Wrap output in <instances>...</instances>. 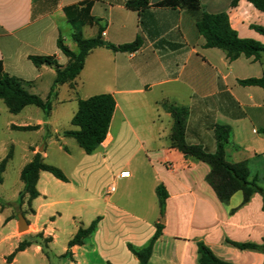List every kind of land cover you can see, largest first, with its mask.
Masks as SVG:
<instances>
[{"label":"crops","instance_id":"crops-1","mask_svg":"<svg viewBox=\"0 0 264 264\" xmlns=\"http://www.w3.org/2000/svg\"><path fill=\"white\" fill-rule=\"evenodd\" d=\"M81 1L0 0V60L5 71L21 79L29 92L46 99L56 77L55 67L36 66L31 56H52L61 66L68 64V57L57 46L60 35L67 44L62 25L70 24L64 7ZM93 1L97 24L84 26L86 38L94 37L101 28L106 42L121 45L139 36L143 44L132 53L95 48L75 80L58 87L49 120L11 124V128L38 126V132L48 128L55 137H49L41 155L60 167L68 181L46 171L40 173V195L31 201L35 212L29 211L28 196L20 208L28 210L22 213L28 221L25 231L14 219L17 214L5 213L6 206L0 205V247H5L0 250V264H20L31 252L46 260L45 264H52L51 257L59 264H139L129 245L145 247L157 223H163L164 229L148 264H200L199 242L224 261L264 264L263 252L240 249L229 242L264 244L262 194L255 193L244 203L243 193L238 191L229 203L222 202L207 181L211 166L173 147L174 118L164 106L187 108V141L211 153L217 149L216 125L230 126L227 160L246 161L251 179L262 184L264 88L244 85L240 80L264 76V53L259 59L241 55L230 60L224 50L205 46V38L196 27L200 13L158 6L164 0H148L149 7L141 13L126 6L129 0ZM200 2L206 12H226L241 38L264 44V34L254 28H264V11L249 1L238 0L235 6L233 0ZM102 93L114 96L116 108L106 139L88 154L63 133L76 129L72 118L79 99ZM66 110L71 112L70 128H62L60 123L59 116ZM13 150L11 146L8 152ZM29 150L12 196L16 208L24 188L22 170L39 151L33 143ZM53 150L61 155V163L52 160ZM124 171L129 172L127 177L120 176ZM4 183L3 177L0 186ZM112 185L116 190L109 193ZM159 185L168 192L164 217L157 195ZM65 215L71 220L68 230L59 226ZM98 217L96 230L82 244L70 247L69 241L79 228L88 227ZM60 231H67L68 236L61 252L55 253L52 246ZM40 232L52 238L49 256L41 245L32 244L8 259L24 238Z\"/></svg>","mask_w":264,"mask_h":264},{"label":"trees","instance_id":"trees-1","mask_svg":"<svg viewBox=\"0 0 264 264\" xmlns=\"http://www.w3.org/2000/svg\"><path fill=\"white\" fill-rule=\"evenodd\" d=\"M57 2V0H55ZM256 8L264 11V0H247ZM56 2L54 3L56 5ZM238 0H233L235 6ZM93 0H84L76 4L64 7V13L67 22L71 26V38L77 46V50H72L66 43L62 35L57 41L58 49L69 59L66 66H61L52 56H31L30 59L36 66L49 65L56 69V77L52 84L50 93L46 99L40 95L29 92L23 85V81L16 76L8 74L3 62L0 60V99L4 101L10 112L17 114L28 105H35L41 108L49 116L53 102L57 97L58 87L64 83L72 82L82 71L87 56L92 50L98 47H105L115 52H135L143 44L142 38L137 37L133 42L121 45H115L106 42L102 38V29L100 28L94 37L86 38L83 34L84 26H93L97 24L96 18L92 15ZM126 6L132 10L141 13L142 10L149 7L148 0H129ZM158 6L171 8L184 7L193 13H200L196 22L198 32L205 38V46L209 48H220L224 50L230 60H235L241 55L259 59L264 53V44L250 38H241L238 32L231 26L229 15L226 12L209 13L202 10L200 0H164ZM260 33L264 34V28L254 26ZM244 85H258L264 88V76L261 78H250L240 80ZM79 107L72 118V125L76 129L65 131L63 134L74 138L78 145L88 154L94 152L106 139L110 122L116 108V100L110 93H102L91 96L87 99H79ZM164 106L174 118L173 132L171 135L173 147L180 150L186 157H193L196 160L204 161L211 166V171L207 175L208 183L215 190L218 198L229 203L232 196L241 191L243 193V202H248L255 193H261L264 201V171L262 176L263 183L260 184L257 179H251L250 169L246 161L232 163L226 158V145L231 137V127L227 125H216L215 137L217 149L215 152H208L201 145L191 144L186 139V121L189 111L185 107H178L164 103ZM20 130H35L38 126H14ZM264 132V129L261 130ZM13 156V151L0 163V184L3 182V173L7 162ZM46 171L62 181H68L65 173L57 166L47 163L41 154L36 153L32 160L27 163L21 173V179L24 182V188L19 194L18 205L21 208L24 199L28 196L29 211L34 213L31 207V201L40 195L37 189L40 173ZM157 195L160 204L161 216H165L166 200L168 192L163 185L157 187ZM0 205L5 203L0 198ZM27 211H23L25 215ZM100 217L95 219L88 227H80L75 236L69 241V246L79 245L84 239L91 235L97 228ZM164 224L157 223L156 231L149 243L136 249L131 244L129 249L138 257L139 264H148L156 241L163 233ZM51 237H44L43 233L29 235L24 238L9 256L11 260L19 251L25 250L32 244H39L43 247L49 256V243ZM234 246L240 249H255L264 253V244L237 243L232 242ZM200 264H235L224 261L214 254V252L203 242H199Z\"/></svg>","mask_w":264,"mask_h":264},{"label":"rangeland","instance_id":"rangeland-1","mask_svg":"<svg viewBox=\"0 0 264 264\" xmlns=\"http://www.w3.org/2000/svg\"><path fill=\"white\" fill-rule=\"evenodd\" d=\"M70 29L71 27L67 23H64L62 25L63 34L67 38V44L71 49L77 50V46L70 36ZM85 35L89 36L88 31L85 33ZM70 113V110H66L65 112L63 111L60 114L59 117L62 128L71 127L68 121ZM38 118L49 120L44 111L37 106H28L21 113L13 114L9 111L4 101L0 99V161L7 155V153H9L8 151L10 150V147H14L13 159L8 164L3 175V177L5 178V183L3 186H0V198L3 196L7 198L5 199V201L1 198L6 206L5 213L14 211V214H17V217L14 219L18 220V222V215L19 213H23V210L20 209V207L16 208V198H12V196H14V192L19 186V168L25 162L26 156H28L31 152V150H29V144L33 143L34 145H37L38 149L43 147L45 150L46 145L48 144L49 137H55V135L51 133L48 128L44 129V131L42 132H38L37 130H20L11 128V124L23 122H30L31 124H35ZM60 135H62V132H60ZM50 148L51 146H49L48 150H50ZM37 153L41 154V152L39 151ZM51 155L52 160L61 163L62 157L58 151L53 150ZM46 161L47 163L50 162L48 159ZM9 202L11 203V205H9ZM25 211H28L27 208L25 209ZM59 226L63 228V230H68L71 227L70 218L66 215L63 216V218H61L60 220ZM67 236V231L59 232V239L57 240L55 245L52 246L53 252H61L63 246L66 244ZM0 250H5L4 245L0 247ZM50 260L52 264L60 263L59 260L54 257H51ZM45 261L46 260H43L40 256H34L31 252L29 258L22 259V262L20 264H45Z\"/></svg>","mask_w":264,"mask_h":264},{"label":"water","instance_id":"water-1","mask_svg":"<svg viewBox=\"0 0 264 264\" xmlns=\"http://www.w3.org/2000/svg\"><path fill=\"white\" fill-rule=\"evenodd\" d=\"M44 151V148L41 147L39 149V152H43ZM18 219H19V226H20V229L22 231H25L28 229V221L26 220L25 216L22 214V213H19L18 215ZM162 222H164V218L162 219Z\"/></svg>","mask_w":264,"mask_h":264},{"label":"built area","instance_id":"built-area-1","mask_svg":"<svg viewBox=\"0 0 264 264\" xmlns=\"http://www.w3.org/2000/svg\"><path fill=\"white\" fill-rule=\"evenodd\" d=\"M129 175V172L127 171H124L121 173V177H127ZM116 190V187L115 185H112L110 188H109V193H113L114 191Z\"/></svg>","mask_w":264,"mask_h":264}]
</instances>
